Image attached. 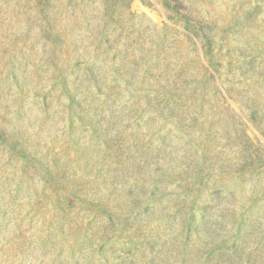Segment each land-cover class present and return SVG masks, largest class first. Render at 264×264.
<instances>
[{"label":"rangeland","instance_id":"rangeland-1","mask_svg":"<svg viewBox=\"0 0 264 264\" xmlns=\"http://www.w3.org/2000/svg\"><path fill=\"white\" fill-rule=\"evenodd\" d=\"M0 264H264V0H0Z\"/></svg>","mask_w":264,"mask_h":264}]
</instances>
